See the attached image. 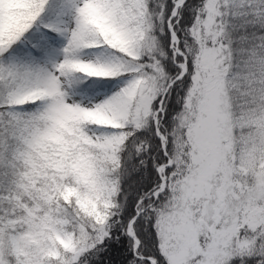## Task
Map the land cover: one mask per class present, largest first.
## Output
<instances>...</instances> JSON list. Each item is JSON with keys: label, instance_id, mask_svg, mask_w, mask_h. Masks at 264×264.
Segmentation results:
<instances>
[{"label": "snow or ice", "instance_id": "snow-or-ice-1", "mask_svg": "<svg viewBox=\"0 0 264 264\" xmlns=\"http://www.w3.org/2000/svg\"><path fill=\"white\" fill-rule=\"evenodd\" d=\"M0 264H264V0H0Z\"/></svg>", "mask_w": 264, "mask_h": 264}]
</instances>
